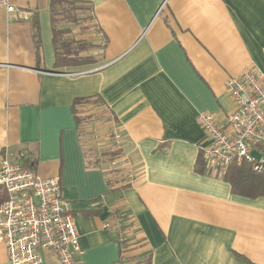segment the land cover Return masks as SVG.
<instances>
[{
    "label": "crops",
    "instance_id": "0c3cea01",
    "mask_svg": "<svg viewBox=\"0 0 264 264\" xmlns=\"http://www.w3.org/2000/svg\"><path fill=\"white\" fill-rule=\"evenodd\" d=\"M78 1L91 19L56 24L63 41L90 51L93 61L78 66L55 64L50 0H11L31 10L12 21L0 6V155L30 152L42 177L60 176L83 264L119 263L117 234L105 223L126 214L140 240L127 264H264V195L234 192L226 169L203 160L197 122L199 111L220 121L233 111L230 77L264 70V0ZM89 96L113 113L129 165L87 152V143L105 149L112 122L89 105L100 119L83 135L74 100ZM6 257L0 242V264Z\"/></svg>",
    "mask_w": 264,
    "mask_h": 264
},
{
    "label": "built area",
    "instance_id": "2783aa9c",
    "mask_svg": "<svg viewBox=\"0 0 264 264\" xmlns=\"http://www.w3.org/2000/svg\"><path fill=\"white\" fill-rule=\"evenodd\" d=\"M10 1L0 0V6L6 7L11 21L30 17L29 8L24 10ZM226 82L235 103L233 111L223 121L208 111L197 113V122L206 134L203 160L223 170L232 164H248L252 171L264 174V70L245 69ZM114 124H108V143L103 147L119 151V161L129 165L131 160L123 151V140ZM25 153L5 148L0 155V186L7 194L0 203V242L7 248L5 264H45L47 251L60 264H83L79 233L63 197L60 176L42 177L24 163ZM123 226L124 218L116 215L105 223L119 241L126 238Z\"/></svg>",
    "mask_w": 264,
    "mask_h": 264
},
{
    "label": "trees",
    "instance_id": "16d2710c",
    "mask_svg": "<svg viewBox=\"0 0 264 264\" xmlns=\"http://www.w3.org/2000/svg\"><path fill=\"white\" fill-rule=\"evenodd\" d=\"M84 7L82 2L78 0H50V8H51V21H52V28H53V45H54V51L56 56V62L55 64L57 66H78L83 63L91 62L93 61V58L91 57H83V56H74L71 54V50L69 49V44L67 41L61 40L62 38V30L58 29L57 22L58 19L56 18V15L69 13L70 10H80ZM70 8V9H69ZM70 14V13H69ZM70 20L77 22L76 15H71ZM32 22H33V30L35 34V41H36V48H37V56L39 61L41 60V39L40 37V22L38 19V16L36 14H33L32 16ZM83 46V45H82ZM81 46V47H82ZM74 109L75 114L78 113L79 107L83 105H94L93 107L98 108V111L100 110L102 117H106V121H116L113 113H111V110L109 107L104 103L102 100H99L97 96H89V97H81L76 98L74 100ZM97 111V112H98ZM91 113V112H90ZM100 116L94 112L92 114H89L87 116L88 121H91L92 123L96 124V121L100 119ZM77 119L79 120V123L81 124V118L79 114H77ZM87 131V127H86ZM92 133H90L91 135ZM108 151L107 155L102 156L103 162H111L114 160V158L118 159L120 158V152L119 151H112V150H106ZM24 157V163L28 165V167L34 168L33 166L36 165V159L30 152H26ZM99 159V158H98ZM106 164V163H104ZM201 164H197V169H200ZM224 172V178L230 182V185H232L234 192L240 193L243 195H247L249 197H257L258 195H264V174H258L251 170V167L248 166V164H232L230 165ZM123 175V174H121ZM7 197L5 189L0 186V203L5 200ZM124 218V229L123 232L125 234V241H119L120 243V253H121V259L119 263L117 264H127L125 262L126 259V252L131 248V246L135 243L137 244L140 242V240L136 239V220L131 214H126L123 216ZM130 261V260H128ZM127 261V262H128ZM151 263V257H147L144 259H137L136 263L134 264H150Z\"/></svg>",
    "mask_w": 264,
    "mask_h": 264
},
{
    "label": "rangeland",
    "instance_id": "374dc122",
    "mask_svg": "<svg viewBox=\"0 0 264 264\" xmlns=\"http://www.w3.org/2000/svg\"><path fill=\"white\" fill-rule=\"evenodd\" d=\"M70 9V8H69ZM70 13V14H69ZM69 13H64V14H59V15H56V18L58 19V22L57 23H61V22H64V21H67L68 22V19L70 18V16L73 14V15H76V18L78 19L77 20V23L81 24V23H86L87 21H89L91 19V15H90V12L88 11L87 9V6L84 5V7L80 10H70ZM80 30L83 29V27H79ZM64 36V35H62ZM64 39H66L65 37H62ZM69 46H70V50H71V54H73L74 56H83V57H92L90 56V51L88 49H85V48H81V44L79 43V41H70L68 42ZM81 48V49H80ZM85 49V50H83ZM88 108V105H83V106H80L79 107V110H78V113L80 118L82 119L81 120V124H80V127H81V131L83 133V135L87 138V135H88V132L86 131V125L89 123L88 119H87V116L89 114H91L90 112H88L87 110ZM88 141V139H86ZM87 145V148H88V151L89 152V155L91 156L92 160L94 162H98L99 159H98V156L100 155L101 157L103 155H107L108 151H106L105 149L103 148H100L98 145H95L94 143L93 144H86ZM107 152V153H106Z\"/></svg>",
    "mask_w": 264,
    "mask_h": 264
}]
</instances>
